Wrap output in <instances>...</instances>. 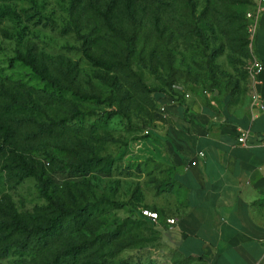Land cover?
I'll return each mask as SVG.
<instances>
[{
  "label": "rangeland",
  "instance_id": "obj_1",
  "mask_svg": "<svg viewBox=\"0 0 264 264\" xmlns=\"http://www.w3.org/2000/svg\"><path fill=\"white\" fill-rule=\"evenodd\" d=\"M262 2L0 0V264H200L137 222L168 184L135 144L159 94L225 120L251 107ZM50 201L81 217L13 227L44 226Z\"/></svg>",
  "mask_w": 264,
  "mask_h": 264
},
{
  "label": "crops",
  "instance_id": "obj_2",
  "mask_svg": "<svg viewBox=\"0 0 264 264\" xmlns=\"http://www.w3.org/2000/svg\"><path fill=\"white\" fill-rule=\"evenodd\" d=\"M253 48L261 70L252 90L264 105V3ZM162 107L150 136L135 144L168 184L146 202L160 216V242L200 264H264V113L247 107L225 120L190 94ZM239 131L248 132L245 146Z\"/></svg>",
  "mask_w": 264,
  "mask_h": 264
},
{
  "label": "trees",
  "instance_id": "obj_3",
  "mask_svg": "<svg viewBox=\"0 0 264 264\" xmlns=\"http://www.w3.org/2000/svg\"><path fill=\"white\" fill-rule=\"evenodd\" d=\"M264 3V0H263ZM184 98V97H183ZM182 98V99H183ZM181 99V100H182ZM168 100L170 101H176V100H171L169 98H167L165 95H156L155 96V102H154V106L156 108H158L159 106L164 105ZM181 102V101H178ZM148 134L146 136H143V138H147L150 136L149 130H147ZM51 207H53L55 209V212L57 213L56 216L54 218H51L50 220H48L46 222V224L44 226H34L32 228H27L23 222L19 221L16 217H14L12 219V225L14 228L21 230L22 232L26 233L27 236H39L41 238L43 237H47L52 235L54 232L57 231L58 228H60L61 226V219L63 217H72L74 219H78L81 217L82 211H69V210H65L63 209L60 205L51 202L50 204ZM145 209H148L150 211L155 212V210H153L151 207L146 206L144 207ZM141 210V209H140ZM140 210H138L137 212H134V214L137 216V222L142 223L144 225H149V229L152 231V233L157 235L158 241L160 242V231L157 228L156 223H152L151 221H149L147 218L143 217L141 215ZM158 214V213H157ZM159 216V214H158ZM159 220H160V216H159ZM158 223V222H157ZM61 231V229H60ZM59 231V232H60ZM81 247L82 246H73L70 247L69 249H67L63 255H65L66 257H71V258H76L80 255L81 251ZM181 254V253H180ZM182 255V254H181Z\"/></svg>",
  "mask_w": 264,
  "mask_h": 264
},
{
  "label": "built area",
  "instance_id": "obj_4",
  "mask_svg": "<svg viewBox=\"0 0 264 264\" xmlns=\"http://www.w3.org/2000/svg\"><path fill=\"white\" fill-rule=\"evenodd\" d=\"M260 70H261V66L255 63V74L259 73ZM187 97H188V94H185L184 98H187ZM251 108L257 109L260 113H264V105L262 103L261 96L254 90H252V93H251ZM160 111L161 113L165 112V107H161ZM144 134L147 135L148 132L145 131ZM247 136H248L247 131H239V135L237 138L238 143L245 146ZM202 157H203V153L199 152L197 154V159L190 162V166L192 167L197 166V160ZM140 212L143 217L147 218L152 223H157L159 221V216L156 212L150 211L148 209H141ZM167 224L169 225L173 224V220H167Z\"/></svg>",
  "mask_w": 264,
  "mask_h": 264
}]
</instances>
